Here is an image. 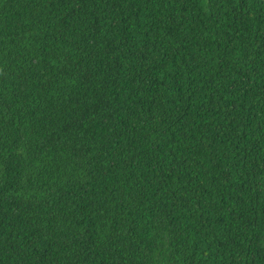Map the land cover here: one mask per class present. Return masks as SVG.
Returning <instances> with one entry per match:
<instances>
[{
    "label": "trees",
    "instance_id": "obj_1",
    "mask_svg": "<svg viewBox=\"0 0 264 264\" xmlns=\"http://www.w3.org/2000/svg\"><path fill=\"white\" fill-rule=\"evenodd\" d=\"M0 264H264V0H0Z\"/></svg>",
    "mask_w": 264,
    "mask_h": 264
}]
</instances>
